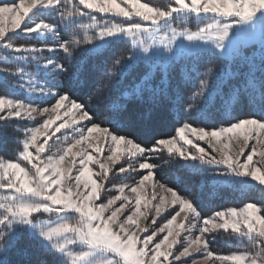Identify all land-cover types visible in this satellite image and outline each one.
<instances>
[{
    "label": "snow or ice",
    "instance_id": "1",
    "mask_svg": "<svg viewBox=\"0 0 264 264\" xmlns=\"http://www.w3.org/2000/svg\"><path fill=\"white\" fill-rule=\"evenodd\" d=\"M57 6L64 9L59 11L61 19L67 18L64 31L83 30V43L93 45L90 52L103 54L125 39L131 42L133 53L127 62L122 64V58L113 62L121 66V74L134 61L158 57L175 60L183 53L216 54L223 58L242 37L259 34L264 43V0H168L164 7L142 0H19L18 3L0 0V49L28 54L16 57L9 53L5 62L39 60L34 54L42 49L17 46L8 33L20 29L22 24L23 31L38 36L55 33L57 26L39 17L44 10L58 11ZM92 13L124 20L97 19ZM190 18L196 21L195 29L173 26L176 20L184 24ZM90 30L93 35L88 36ZM81 42L73 33L72 39L62 41L59 46L71 54V46ZM48 64L64 69V65L53 64L51 60ZM17 71L24 73L25 68ZM44 74L50 75L47 67ZM73 75L79 83V69ZM206 75L212 76L213 69L209 68ZM216 77L219 80L220 74ZM30 83L35 86L29 88V95L35 97L39 92L55 102L50 107H34V100L25 102L0 96V113H5L0 115V120L47 117L38 126L26 129L20 141L22 150L15 160H0V252L5 257L27 233L29 239L36 240L54 257L55 264H173V260L181 261L194 252H202L203 260L193 264H264V206L248 202L240 209L217 211L201 223L194 201L156 182L158 165L148 162L150 154L166 150L169 156L199 162L189 165L194 170L201 165L222 166L219 175L237 186L251 189L252 182L264 186V64L258 82L252 76L250 81H244L243 87L237 85L227 93L217 91L215 82L210 85L208 79L200 80L193 97L202 98L203 107L197 109L198 115L216 109L228 118V126L208 129L184 122L176 129L175 136L155 139L148 148L120 134V123L128 115L123 106L107 121L111 127H102L94 118L96 110L90 102H78L67 91H46L35 80ZM131 95L141 98L143 89H134ZM193 106L189 104L188 108ZM245 106L250 111L242 116L234 115L244 112ZM58 120L63 122L53 128ZM61 129H71V136L68 133L63 136L66 146L58 154L44 155L48 142ZM41 137H44L42 141ZM197 141H206L217 155L206 151ZM104 144L109 146L107 156L103 154ZM140 158L143 162L136 165L128 162ZM125 159L126 165L119 167V173L135 171L138 167L147 170V174L131 186L113 185L117 195H103L109 191L106 182L113 166ZM148 188L152 189L150 196L146 195ZM125 189L135 194V198L125 194ZM176 206L178 210L174 214L157 224L162 212ZM45 214L47 219L42 218ZM149 215L150 224L155 226L151 231L146 223ZM197 223H201L199 234L193 236ZM219 229H230L238 237L246 238L248 247L228 255L216 254L209 248L206 234ZM183 233L189 235L177 248ZM158 236L161 238L157 239ZM0 264H8L7 259L0 258Z\"/></svg>",
    "mask_w": 264,
    "mask_h": 264
},
{
    "label": "trees",
    "instance_id": "2",
    "mask_svg": "<svg viewBox=\"0 0 264 264\" xmlns=\"http://www.w3.org/2000/svg\"><path fill=\"white\" fill-rule=\"evenodd\" d=\"M18 1L12 0L15 3ZM144 2L160 7L168 3L167 0H153L154 3L151 0H144ZM59 11L41 14L46 23L58 25L55 33L45 32L38 36L37 33L18 31L8 35L17 46L35 47L43 51L34 54L39 57L38 61L17 59L5 62L4 58L9 56L11 50L0 49V67L9 70L7 72L0 70L1 95L25 101L34 100L36 103L52 100L50 97L40 96L39 92L35 97L29 95V88L35 86L30 83V80H35L46 91L48 89L55 93L67 91L74 99H78V102L85 104L90 102L96 110L94 117L96 122L104 127H111L107 121L114 118L120 106H123L128 115L120 123V134L128 135L129 138L135 139L148 148L154 145L155 139L169 138L175 134L179 126H182L186 119V109L180 106L194 105L202 100L200 97L195 99L193 97L200 87V80L207 79L206 73L209 68L213 69L215 76L213 82H215L217 91L223 93L229 92L237 85L243 87L244 81H250L252 76L257 78V82L259 80L262 70L259 60L262 51L258 47L260 45L256 43L234 51L231 58H221L216 54L201 53L198 56L192 54L172 63L167 71L151 70L148 64L136 61V63L129 64L122 74L120 69L108 77L106 71L111 61L121 56L125 48L118 45L104 51L103 54H96L78 50V46H71V54L65 53L60 48V43L72 39L73 33L78 29L64 31L67 18L62 20L60 15L58 16ZM96 17L98 19L97 15ZM192 26L196 27V24ZM124 42L130 52L122 57L123 59L133 53L129 43ZM11 54L16 57L28 55L27 53ZM252 58L255 68L252 63L247 62ZM49 60L53 64L64 65V69L53 68L48 64ZM21 67L25 68L24 73L17 71ZM45 67L50 73L49 76L44 74ZM78 69L81 74L79 83L73 75ZM29 73L31 76L28 75ZM217 73L220 74L219 80L216 77ZM56 84L59 87L54 86ZM141 88L143 89L142 97L133 98L131 91ZM216 103L219 104V101ZM248 111L250 109L245 106L244 112L238 111L234 115L242 116ZM148 116L150 118L142 119ZM189 119L192 123L200 122L207 127L228 124V118L216 109H211L203 116L198 113L193 114ZM13 120L0 121V160L14 158L21 147L19 132L24 130V123ZM149 160L158 165L155 169V177L168 187L177 190L181 195L192 199L201 217L207 218L218 210L230 206L239 207L248 202L264 206V189L258 183H252L251 189L237 186L227 180H209L199 183L200 180H206L207 176L214 174L203 173L205 170L203 165L196 170L189 167L198 162L184 161L177 156H169L165 152L153 153ZM124 177L120 181L125 179L127 181L129 178L126 175ZM114 181L119 182L115 179ZM207 238L209 248L219 254L242 251L248 247L246 238H240L232 231L216 230ZM242 239L243 243H241ZM0 258H6L8 264H41V262L55 264L54 257L42 249L36 240L29 239L27 233L15 242L6 257L3 252H0Z\"/></svg>",
    "mask_w": 264,
    "mask_h": 264
},
{
    "label": "rangeland",
    "instance_id": "3",
    "mask_svg": "<svg viewBox=\"0 0 264 264\" xmlns=\"http://www.w3.org/2000/svg\"><path fill=\"white\" fill-rule=\"evenodd\" d=\"M153 2V0H151ZM168 1V0H167ZM19 2V1H18ZM17 2V3H18ZM142 2H144V0H142ZM166 2V1H165ZM145 3V2H144ZM154 3V2H153ZM152 6H156V5H153L151 4ZM58 10L60 11H63L64 9L60 6H57ZM84 11H88L87 9H84ZM47 13V12H50V13H53V12H57V11H54V10H44V13ZM93 15H97L98 16V19H111L113 21H116V22H122L124 20V18H120V17H110V16H105L104 14H100V13H92ZM31 15V14H30ZM59 16V14H58ZM43 17L40 15L39 19H42ZM134 20H137L139 21L140 18L138 17H134L133 18ZM43 20V19H42ZM44 21V20H43ZM46 22V21H44ZM87 19L85 18V23H87ZM24 23H27V19L25 20ZM145 24V26H151L148 22H143ZM188 23H191V24H188ZM192 24H196V21L194 18H190L188 21H186L184 24L181 23L180 20H177L175 21L174 25L175 27H183V26H187L189 28H192V29H195V27L192 26ZM154 27V26H153ZM23 28H24V24L21 25V28L20 29H16L14 31H10L8 33V35H10L11 33L13 32H18V31H22V32H25L23 31ZM57 29H58V25H57ZM75 33V37L76 39H80L82 42L78 45V50H82V51H85V52H90L89 49H91L93 47L92 44H86V43H83V40L85 39V33L83 30H78ZM43 34V33H42ZM88 36H91L93 35V32L90 30L88 33H87ZM124 41H126L127 43H129V45L131 46L132 48V45H131V42L127 39H125ZM96 41H94L95 43ZM150 42V41H149ZM253 43H256L260 46V50L262 51V55H260V60L259 62L261 64H264V43H261V38L259 36V34H256L255 36H252V37H242L241 40L234 46V48L232 50H230V53L224 57L226 58H231L233 56V53L234 51L236 50H239L243 47H245L246 45H251ZM121 46V47H124L125 48V52H123V54L121 56H117V58H122V57H125L127 55V53L130 52V50L128 49L127 45L125 44V42H121L119 44H116V45H113L112 47H115V46ZM111 47V48H112ZM163 50V49H161ZM216 52L218 53L219 50H216ZM193 53H183V54H180L177 56V58L175 60H169L167 58H155L153 60H139V61H142L146 64H148L151 68V70H163V71H167L168 68L171 66L172 63H174L175 61H179L181 58L183 57H186V56H190L192 55ZM198 61V59L196 60ZM114 60L111 61L110 65H109V69L106 71V75L108 77H110L112 74H115L117 73L120 69H121V66L120 65H114ZM127 62V58L123 59L122 58V64ZM249 63H252V65L254 66L255 68V62H253V58L249 61H247ZM132 63H136V61L132 62ZM190 64V63H189ZM0 70H4L3 68L0 67ZM111 70L113 72H111ZM150 70V71H151ZM145 71V70H144ZM108 72H111L112 74L111 75H108L107 73ZM254 73V72H253ZM207 79L209 80V83L210 85L212 84V82L215 80V76H214V73L212 76H207ZM136 87V86H135ZM53 93H55L53 91ZM179 95V94H178ZM0 96H6V95H1ZM10 98H13V97H10ZM16 99V98H14ZM21 100V99H20ZM25 102H28V101H25ZM54 99L50 100V101H46V102H43V103H36L34 102L33 103V106L34 107H50L52 103H54ZM182 105V104H181ZM180 107H183L184 110L186 109V113H185V117L186 119H184L183 123L184 122H188V123H191L193 124L194 127H205V128H208V129H211L213 127H207L203 124H201L200 122L199 123H192L190 121V117L193 115V114H196L197 113V109L198 108H202L203 107V102L202 100L199 101L198 103H195L194 106L189 110L188 106H180ZM5 113H0V115H4ZM47 117L46 116H36L35 120H28V119H20V118H8L9 120H12L14 119L13 121H20V122H23V126H24V130L19 132L20 133V141H22L25 137V131L26 129L28 128H31V127H35V126H38L40 123H42V121L44 119H46ZM2 121V120H0ZM63 121H60L58 120L57 121V124L56 125H53V128H55L59 123H61ZM86 123V122H85ZM224 127L228 126L227 125H222ZM104 127V126H102ZM180 127V126H179ZM221 126H216V128H219ZM65 133H68L69 136H71V129H61V131L59 133H56L53 137H52V140H50L48 142V145L46 146V152L44 155H49V154H58V152L62 151L63 150V147L66 146L65 145V142L63 141V136ZM96 135V134H94ZM176 135V131H175V134L173 136ZM59 138V139H58ZM44 139V137H41V141ZM197 143L200 144L201 147H204L206 149V151L208 152H212V149L211 147L208 145V143L206 141H197ZM21 147H19V150H22V143H20ZM251 147V145L249 146ZM122 150H123V146H121ZM192 151H194V149H191ZM75 151V149H74ZM18 152L16 153V156L12 159H1V160H15L17 158V155H18ZM162 152H165L167 153L166 150H163V151H159V153H162ZM103 154L104 156H107L109 155V146L107 144H104L103 145ZM168 154V153H167ZM212 154L214 155H217V153H214L212 152ZM152 154L149 155V157H151ZM169 155V154H168ZM245 155H247V151L245 152ZM174 156V155H173ZM101 159H103V156L100 157ZM243 159V157H242ZM255 159V158H254ZM128 162H132L134 165H136L138 162H143V158H140L139 160H133V161H128ZM148 162L151 163V161L148 159ZM199 163V162H198ZM124 164L126 165V159L125 160H121V162L119 164H116L113 166L112 168V172L109 173V176H108V180L106 182V187L109 189L108 192L104 193L103 195H117L119 194L118 192H116L112 186L113 185H120L122 183L124 184H128V185H133L136 181H138V179L141 177V175H146L147 174V170H140L138 167H136V170L135 171H132V170H129L128 172H125V173H119L118 172V169L119 167ZM205 170L203 171V173H212L214 174L213 176H207L206 180H198L196 179L197 181H199V183H205L209 180H226L225 178L221 177L219 174L223 171V168L222 166H216V165H203ZM92 167L96 168L98 170V167L96 165H92ZM213 167V168H212ZM216 167V168H214ZM135 173V174H134ZM186 174H189V172H186ZM121 175V177H120ZM129 176V178L124 180V181H120L122 180L123 178H125L124 176ZM133 175V176H132ZM115 180H118L119 182H115ZM155 181L158 182V183H162L161 181H159L156 177H155ZM151 183V182H149ZM254 183V182H252ZM257 183V182H255ZM164 184V183H163ZM210 188V187H209ZM263 189H264V186H263ZM156 191L159 192L160 189L157 187L156 188ZM151 192H152V189L151 188H148V191L146 193V195H151ZM125 194L127 195H130L133 197V199L135 198V194H132L129 192L128 189H125ZM103 198V197H102ZM156 201H153V203H155ZM119 203V202H118ZM246 204V203H245ZM245 204L239 206V207H233V206H230V207H227V208H224V209H221V210H218V211H225L227 212L229 209L231 208H237V209H240L242 208ZM258 205V204H257ZM259 206V205H258ZM178 210V206H176V208H168L166 211L162 212L161 213V216L159 218H157V224H160L162 221L165 220L166 217H169L170 214H174V212ZM142 211H143V208H142ZM215 213H213L212 215H210L209 217L213 216ZM183 215V214H182ZM42 218L44 219H47V215L45 214ZM204 217H201V223H202V220H203ZM52 219H55V216L52 217ZM152 219V216L149 215V218H148V221H146V223L148 224L149 226V231H151L152 227H155L153 225L150 224V221ZM179 219V218H178ZM190 219V222H191V217L189 218ZM201 223H197V229L193 230L191 235L195 236V235H198L199 234V227L201 226ZM219 230H223V229H219ZM216 231V230H215ZM228 231H231L230 229ZM214 232V231H212ZM210 232V233H212ZM210 233H207L206 234V238L207 236L210 234ZM148 233H144L143 235H147ZM163 234H161L162 236ZM189 235V233H183L182 234V237H181V241L179 244H177V248H180L181 244H183L184 242H186V237ZM161 236H158L157 239H160ZM143 238V236H142ZM232 252L230 253H226V254H219V253H216L218 255H228V254H231ZM171 259V258H170ZM203 260V255H202V252H194L191 256L189 257H182L181 258V261H175L173 260V264H193V261H202Z\"/></svg>",
    "mask_w": 264,
    "mask_h": 264
},
{
    "label": "bare ground",
    "instance_id": "4",
    "mask_svg": "<svg viewBox=\"0 0 264 264\" xmlns=\"http://www.w3.org/2000/svg\"><path fill=\"white\" fill-rule=\"evenodd\" d=\"M164 7V6H163Z\"/></svg>",
    "mask_w": 264,
    "mask_h": 264
}]
</instances>
